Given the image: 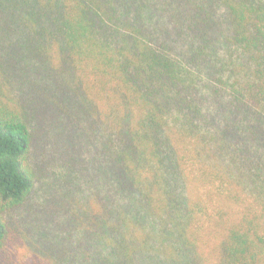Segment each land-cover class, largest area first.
Segmentation results:
<instances>
[{
  "label": "trees",
  "instance_id": "trees-1",
  "mask_svg": "<svg viewBox=\"0 0 264 264\" xmlns=\"http://www.w3.org/2000/svg\"><path fill=\"white\" fill-rule=\"evenodd\" d=\"M22 1L28 80L94 166L91 264H264V0ZM23 84L0 82V246L36 178Z\"/></svg>",
  "mask_w": 264,
  "mask_h": 264
},
{
  "label": "rangeland",
  "instance_id": "rangeland-1",
  "mask_svg": "<svg viewBox=\"0 0 264 264\" xmlns=\"http://www.w3.org/2000/svg\"><path fill=\"white\" fill-rule=\"evenodd\" d=\"M16 1L2 0L1 34L5 39L7 33L3 44L8 53L6 57L2 55L5 69L0 82L3 92L20 103L27 98L23 83L33 90L29 97L35 103L29 110L36 113L34 117L29 114L36 136L29 163L36 178L28 198L4 214L7 232L0 246V264H91L96 259V249L95 242L84 233L88 210L83 205L90 203L91 187H96L94 166L87 158L84 136L73 129L64 115L55 113L49 101L45 102V96L49 99L53 90L48 89L50 83L42 80L39 88L28 80L35 77L32 66L39 65V60L33 59L38 53V42L26 44L34 20L25 13L26 3L20 0L17 7ZM35 9L36 13H43L40 5ZM10 24L15 31H11Z\"/></svg>",
  "mask_w": 264,
  "mask_h": 264
}]
</instances>
